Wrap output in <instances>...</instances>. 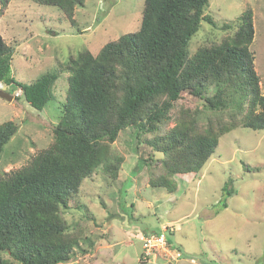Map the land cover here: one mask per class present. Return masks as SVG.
Wrapping results in <instances>:
<instances>
[{
  "label": "trees",
  "instance_id": "obj_1",
  "mask_svg": "<svg viewBox=\"0 0 264 264\" xmlns=\"http://www.w3.org/2000/svg\"><path fill=\"white\" fill-rule=\"evenodd\" d=\"M10 1L0 0L1 7ZM28 1L60 10L72 26L74 10L85 2ZM207 6L208 0H144L136 32L95 55L81 50L30 84L11 76L12 48L0 36V83L17 88L31 108L41 111L60 73H68L65 112L52 129L51 144L0 175V264L71 260L81 237L60 211L79 207L82 181L96 169L117 179L123 158L110 145L122 131H136L140 143L159 156V163L151 155L138 160L145 167L154 162L149 186L167 194L177 189L175 177L200 173L225 134L239 127L264 131V95L249 49L252 12L246 9L236 30L219 42L207 41L189 54L201 22L214 25L204 15ZM191 96L202 103L196 116L184 103ZM16 131L12 121L0 125V155ZM231 185L229 178L222 188L226 196Z\"/></svg>",
  "mask_w": 264,
  "mask_h": 264
},
{
  "label": "rangeland",
  "instance_id": "obj_2",
  "mask_svg": "<svg viewBox=\"0 0 264 264\" xmlns=\"http://www.w3.org/2000/svg\"><path fill=\"white\" fill-rule=\"evenodd\" d=\"M143 4L85 0L74 10L73 26L54 7L28 0H11L5 8L0 4V36L12 48L11 76L30 84L81 50L97 54L108 42L139 29ZM246 9L253 16L249 49L264 95V0H208L204 15L214 25L201 22L188 50L192 54L205 42H219L235 31ZM67 77L63 70L41 111L31 108L17 88L0 83V90L13 97L11 102L0 98V125H17L1 152L0 175L26 165L51 144L52 129L65 112ZM184 103L195 116L202 108L192 96ZM140 138L133 129L122 131L110 145L123 158L117 179L96 169L82 181L79 207L60 211L67 227L81 237L64 264H264V131L239 127L222 136L197 176L175 177L173 194L149 186L155 164L145 167L138 158L156 153ZM156 157L151 160L159 163ZM229 178L233 192L226 196L222 188ZM158 231L167 235L178 256L162 248L144 254L142 238Z\"/></svg>",
  "mask_w": 264,
  "mask_h": 264
},
{
  "label": "built area",
  "instance_id": "obj_3",
  "mask_svg": "<svg viewBox=\"0 0 264 264\" xmlns=\"http://www.w3.org/2000/svg\"><path fill=\"white\" fill-rule=\"evenodd\" d=\"M167 235L163 232H160L158 235L150 234L149 236H145L142 238V241L144 243L143 248L144 254L148 255L150 253V250H153L154 248L157 249H164L165 252H171L169 254H173V251H176L175 249L172 250L171 244L169 243ZM162 245H166V247H162ZM177 252V251H176ZM173 256H178V253L173 254Z\"/></svg>",
  "mask_w": 264,
  "mask_h": 264
},
{
  "label": "water",
  "instance_id": "obj_4",
  "mask_svg": "<svg viewBox=\"0 0 264 264\" xmlns=\"http://www.w3.org/2000/svg\"><path fill=\"white\" fill-rule=\"evenodd\" d=\"M0 98L4 99L7 102H11L13 100V97L3 91L0 90Z\"/></svg>",
  "mask_w": 264,
  "mask_h": 264
},
{
  "label": "clouds",
  "instance_id": "obj_5",
  "mask_svg": "<svg viewBox=\"0 0 264 264\" xmlns=\"http://www.w3.org/2000/svg\"><path fill=\"white\" fill-rule=\"evenodd\" d=\"M19 91V90H18ZM20 92V91H19Z\"/></svg>",
  "mask_w": 264,
  "mask_h": 264
},
{
  "label": "crops",
  "instance_id": "obj_6",
  "mask_svg": "<svg viewBox=\"0 0 264 264\" xmlns=\"http://www.w3.org/2000/svg\"><path fill=\"white\" fill-rule=\"evenodd\" d=\"M172 243V242H171Z\"/></svg>",
  "mask_w": 264,
  "mask_h": 264
}]
</instances>
